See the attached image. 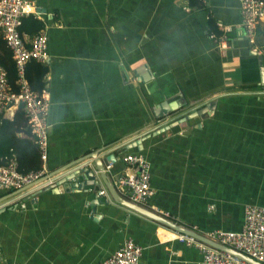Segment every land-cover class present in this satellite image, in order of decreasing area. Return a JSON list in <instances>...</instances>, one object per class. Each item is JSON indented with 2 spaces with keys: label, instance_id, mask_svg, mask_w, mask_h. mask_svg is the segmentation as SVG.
<instances>
[{
  "label": "crops",
  "instance_id": "crops-1",
  "mask_svg": "<svg viewBox=\"0 0 264 264\" xmlns=\"http://www.w3.org/2000/svg\"><path fill=\"white\" fill-rule=\"evenodd\" d=\"M31 1L36 13L24 19L42 23L50 55L47 175L31 189L0 186V264H99L127 238L144 248L140 264H206L178 231L114 200L93 158L63 169L114 154L117 187L123 155L142 153L155 190L143 207L200 233L241 230L245 207L264 206V53L250 49L239 1ZM217 21L235 26L225 50L210 37ZM145 63L152 75L142 81ZM162 101L171 113L158 118ZM3 118L12 124L0 117V164L15 156L33 171L40 152L25 111L13 105ZM81 165L104 194L85 182L55 186ZM46 182L54 188L32 191Z\"/></svg>",
  "mask_w": 264,
  "mask_h": 264
},
{
  "label": "built area",
  "instance_id": "built-area-1",
  "mask_svg": "<svg viewBox=\"0 0 264 264\" xmlns=\"http://www.w3.org/2000/svg\"><path fill=\"white\" fill-rule=\"evenodd\" d=\"M242 20L240 26L252 51L264 53L256 42L258 23L264 19V0H238ZM36 13L31 0H0V32L12 51L17 67L18 91H14L9 81L8 71L0 62V117L5 115L13 105H21L25 111L32 136L38 145L41 159L45 161L49 145V115L51 109L50 91L45 86L41 91L35 90L30 83L26 66L31 60L47 63L50 55L48 35L39 30L29 41L23 36L20 27L23 19ZM220 33L211 32L210 37L220 49L230 47L229 36L234 25L217 21ZM126 168L116 176L117 188L126 199L146 204L155 194L151 184V163L142 153L129 152L123 155ZM18 160L11 156L5 164H0V186L5 189H22L38 185L46 178L45 167L40 170L23 173L18 169ZM40 182V183H37ZM48 183V182H46ZM45 183V184H46ZM105 190L101 193L104 194ZM168 215V213H166ZM205 236L222 244L233 247L264 264V206L247 205L244 224L241 230L215 228L204 231ZM177 240L198 248L203 253L206 264H253L227 251L215 248L196 237L177 232ZM143 247L133 238H127L123 244L99 264H140ZM8 264H24L11 262Z\"/></svg>",
  "mask_w": 264,
  "mask_h": 264
},
{
  "label": "water",
  "instance_id": "water-1",
  "mask_svg": "<svg viewBox=\"0 0 264 264\" xmlns=\"http://www.w3.org/2000/svg\"><path fill=\"white\" fill-rule=\"evenodd\" d=\"M255 54H259V52L257 51H253ZM259 56L261 57V60H262V63H264V55H260ZM264 67V65H263ZM135 73L140 77V79L142 81H146L148 80L149 77H151L152 75V72L150 70H148V64H142L140 66H138V68L135 70ZM181 106V105H179ZM204 108H201L199 109L198 111L200 112L199 114H201L202 110ZM161 111V112H160ZM171 113V110H170V105L168 102H160V106L158 108V112L156 113L157 114V117H162L163 115H167V114H170ZM185 118L187 119V114L185 116H183L181 119L183 121H185ZM188 120V119H187ZM178 121V120H177ZM171 123H167L165 125H162L161 128L163 130L164 127H169ZM168 129V128H167ZM136 146H141V141L138 140L137 142V145ZM98 155V153H97ZM89 158H93L94 160V163L96 165V168H97V171H99V175H100V178L103 180V182L106 184L110 194L112 195V197L114 198V200L120 202L121 204H124L126 206H130V208L154 219V220H157L158 222L166 225L167 227H170L180 233H185V234H189V235H192L194 237H196L197 239L215 247V248H218V249H221V250H224V251H227L231 254H234L240 258H243L245 260H247L248 262H251L253 264H263L255 259H253L252 257L248 256L247 254L233 248V247H230L228 245H225V244H222L216 240H213L207 236H205V234L203 233H200L198 232L197 230H194L193 228H189V227H186V226H182L176 222H174L171 218H168V217H165L161 214H157L153 211H150L148 210L147 208L143 207L141 204H138V203H135V202H132L130 200H126L124 197H122L120 194H119V191L113 181V179L110 177V173H111V169L110 168H107V166L112 162V163H115L117 161V157L114 155V154H108L106 155L105 157H102L100 158L101 160L98 161L97 160V156L96 155H91L89 154V156L85 157L83 160L80 159L74 163H72L71 165H69L68 167L64 168V170H67L75 165H78L80 163H82L83 161H85L86 159H89ZM58 173H55V175H57ZM63 177H66L65 180H62L60 183H58L57 185H55L56 187H59L60 185L62 184H65V183H71V185L73 187H83L82 183H87V184H93V185H97L95 187H97V191L99 193H101V188H100V184L98 183V175L95 171L94 168L90 167V166H87V165H81L79 166L78 168L74 169L73 171H70L68 172L67 174H64L62 176H59L57 179H62ZM46 179H43L41 181H45ZM77 182V185H74V183ZM37 183H40V182H37ZM34 187V184L33 185H30V186H27L25 187L23 190H26V189H31ZM94 187V186H93ZM45 188H54V186H50L49 185V182L46 183V184H43L42 186L40 187H37L35 189H33L32 191H35L37 189H45ZM60 188V187H59ZM103 194V193H101ZM129 204V205H127Z\"/></svg>",
  "mask_w": 264,
  "mask_h": 264
},
{
  "label": "trees",
  "instance_id": "trees-1",
  "mask_svg": "<svg viewBox=\"0 0 264 264\" xmlns=\"http://www.w3.org/2000/svg\"><path fill=\"white\" fill-rule=\"evenodd\" d=\"M29 22H32L33 24V32H38L41 27H42V23L37 20L34 19L33 17H28L26 19H24L21 27H20V31L23 34V31H25V25ZM215 32L216 33H220V30L218 29L217 26H215ZM256 42L257 44L264 49V22L260 21L257 25V34H256ZM0 45H1V50H0V62L6 67L7 71H8V76H9V81L12 85V88L14 91H18L19 90V86L17 84V67H16V63L15 60L13 58L12 55V51L10 50V48L7 46L6 41L4 40L3 36L0 39ZM47 73V66L44 63L41 62H37L35 60H31L27 63L26 66V74L27 77L30 81V83L32 84V87L35 90L41 91V89L45 86L44 85V77L45 74ZM1 122L3 124H12L9 120L4 119L3 117H1ZM38 148V145H37ZM39 150V148H38ZM40 152V151H39ZM41 155L39 154V160L37 162V164H35L33 166V171H37L40 170L42 168V159L40 158ZM23 167H21V165L19 164V171L23 172V173H27L30 172L23 170Z\"/></svg>",
  "mask_w": 264,
  "mask_h": 264
}]
</instances>
